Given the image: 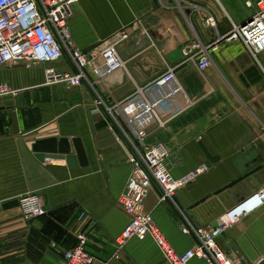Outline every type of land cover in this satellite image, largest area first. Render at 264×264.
Wrapping results in <instances>:
<instances>
[{
    "label": "crops",
    "instance_id": "obj_1",
    "mask_svg": "<svg viewBox=\"0 0 264 264\" xmlns=\"http://www.w3.org/2000/svg\"><path fill=\"white\" fill-rule=\"evenodd\" d=\"M256 2L80 0L69 26L83 51L123 29L134 33L119 46L125 69L102 82L87 71L94 90L85 83L72 87L48 79L50 69L71 70L67 59L30 68L22 63L0 66V83L20 90L15 97L0 98L2 264H64L65 253L77 246L81 233L87 236L93 264H165L151 236L134 238L118 251L116 238L130 222L120 199L132 167L129 148L116 140L118 128L107 108L129 133L146 131L147 145L168 148L167 168L174 177H185L203 164L210 167L176 196V205L160 201L157 185L147 197L146 210L176 252L196 244L182 232V214L200 226H215L264 187V57L260 65L239 42L212 48L232 23L253 16ZM209 15L216 29L206 25ZM194 44L201 48L186 55ZM202 51L211 60L205 71L196 66ZM173 67L174 83L146 89ZM101 101L104 105L98 107ZM149 105L166 124L158 125ZM64 142L81 156L77 167L66 160L36 159L35 147ZM27 194L42 197L47 215L22 217L19 201ZM218 242L242 264L261 261L264 206ZM189 264L208 262L193 259Z\"/></svg>",
    "mask_w": 264,
    "mask_h": 264
},
{
    "label": "built area",
    "instance_id": "obj_2",
    "mask_svg": "<svg viewBox=\"0 0 264 264\" xmlns=\"http://www.w3.org/2000/svg\"><path fill=\"white\" fill-rule=\"evenodd\" d=\"M79 2L80 0H0V66L22 63L30 68L67 59L71 70L50 69L47 71L48 79L72 87L85 83L93 90L95 88L89 80L88 70H91L102 82L103 78L109 76L111 78L115 72L120 73L125 69L126 61L121 57L119 46L128 41L134 33L123 29L94 50L84 53L75 44L69 26L73 17V7ZM247 4L251 6L250 2ZM255 9V13L245 24L232 23L230 31L225 35H219L212 48L217 49L222 43L239 42L260 64L264 57V0H257ZM206 25L217 28L216 20L212 15L207 18ZM135 31H138V27ZM200 48L199 45L194 44L192 49L188 51L186 49L184 52L188 55L191 51ZM195 59L200 71H205L211 66L210 57L205 51ZM175 80L173 67L146 89L164 88ZM143 92L144 89H138V94ZM19 93L20 90L8 83H0V98L15 97ZM97 105L103 106L104 103L101 101ZM107 109L118 128L116 140L125 142L129 148V163L132 167L126 190L120 199V205L130 217V222L116 238L119 253L125 249L130 240L151 236L160 248L165 264H189L193 259H203L208 264H242L240 259L219 244L218 238L240 225L248 214L264 206V187L221 216L215 226H200L182 214V232L194 237L196 244L187 252L178 253L156 225L152 213L146 210L147 197L153 185H157L161 190L160 201L172 202L176 205V196L198 176L209 171L210 167L203 164L185 177H174L167 168L168 148L163 145H147L146 131L138 129L134 133H129L116 119L113 110ZM149 109L154 112V106L149 105ZM156 117L159 126L166 124V121L157 114ZM19 208L22 217L26 220L37 219L48 213L42 197L36 194L21 197ZM84 217L83 214L81 218ZM87 241L86 234L78 235V244L65 253L64 264H93L94 260L86 250ZM263 260L264 258L261 261ZM0 264H2L1 249Z\"/></svg>",
    "mask_w": 264,
    "mask_h": 264
},
{
    "label": "water",
    "instance_id": "obj_3",
    "mask_svg": "<svg viewBox=\"0 0 264 264\" xmlns=\"http://www.w3.org/2000/svg\"><path fill=\"white\" fill-rule=\"evenodd\" d=\"M245 24V22L243 23ZM102 42V41H101ZM101 42L94 44L93 46L89 47L88 49L84 50V53H88L95 48H97ZM35 157L40 163H45L47 159L53 160H66L67 165L71 168H75L79 164V160L81 159L80 155H75L70 152L69 144L67 142L64 143H53L52 145L48 146L44 149H39V147H35ZM257 171V170H256ZM256 171H252L251 173L245 175L244 177L238 179L234 183L227 186L224 190L230 189L237 185L238 183L244 181L251 175H253ZM30 264V263H24ZM259 264H264V260L261 261Z\"/></svg>",
    "mask_w": 264,
    "mask_h": 264
}]
</instances>
